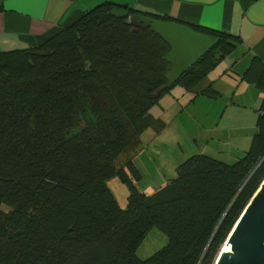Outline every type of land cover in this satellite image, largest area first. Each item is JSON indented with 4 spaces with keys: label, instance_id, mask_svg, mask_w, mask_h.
<instances>
[{
    "label": "trees",
    "instance_id": "obj_1",
    "mask_svg": "<svg viewBox=\"0 0 264 264\" xmlns=\"http://www.w3.org/2000/svg\"><path fill=\"white\" fill-rule=\"evenodd\" d=\"M134 13L105 2L36 48L0 52V264H213L264 182V65L256 60L241 75L262 93L256 132L233 164L192 155L150 195L128 177L126 169L136 175L130 157L118 168L107 160L80 182L64 173L69 162L90 157L88 143L71 129L79 99L90 95L92 85L107 98L115 92L148 100L166 83L169 45L149 28L131 31L126 20ZM190 28L218 41L175 83L192 96L214 98L219 93L208 78L233 51L234 38ZM142 32L153 44L138 43ZM147 117L154 119L150 111ZM117 130L108 146L129 141L123 125ZM114 175L129 186L124 209L106 185ZM152 227L168 242L139 259L136 250Z\"/></svg>",
    "mask_w": 264,
    "mask_h": 264
},
{
    "label": "rangeland",
    "instance_id": "obj_2",
    "mask_svg": "<svg viewBox=\"0 0 264 264\" xmlns=\"http://www.w3.org/2000/svg\"><path fill=\"white\" fill-rule=\"evenodd\" d=\"M136 38L142 47L153 44L152 37L147 33H139ZM232 52L220 64L225 75L218 80L216 90L219 95L214 98L192 96L177 83L165 88V92L161 94V91L156 97L153 94L159 88L151 91L148 100L134 95L122 98L115 92L107 98L103 89L92 85L90 95L79 99V107L74 111L75 124L71 129L73 134L88 143L90 157L80 163L69 162L64 173L80 182L107 160L114 161L118 168L130 157L136 175L126 169L128 177L138 192L150 195L175 178L177 166L192 155L202 153L233 164L250 148L251 143H244L242 138L251 135L253 139L256 132L257 114L255 104L253 106L256 96L251 94L260 90L252 81L241 78L242 72H239L235 62L237 54ZM17 59L13 58L14 62H21L22 65L20 58ZM157 67L161 71L167 68L163 65ZM5 72L2 74L5 75ZM110 88L111 85L108 92ZM147 111L154 119L147 117ZM132 113L136 114L134 119ZM119 125L125 127L129 141L120 147L108 146L107 138L109 142L114 141ZM124 146L127 148L121 150ZM106 185L118 206L126 208L130 193L128 184L114 175L106 180ZM3 209L8 208L3 206ZM167 242L166 234L152 227L144 235L136 256L146 259L160 251ZM225 243L213 264H225L231 257V253L225 250ZM219 256H222L221 260Z\"/></svg>",
    "mask_w": 264,
    "mask_h": 264
},
{
    "label": "crops",
    "instance_id": "obj_3",
    "mask_svg": "<svg viewBox=\"0 0 264 264\" xmlns=\"http://www.w3.org/2000/svg\"><path fill=\"white\" fill-rule=\"evenodd\" d=\"M105 2L123 6L134 14L162 16L189 27L200 26L233 36L232 53L237 54L240 75L254 60L264 65V0H0V52L36 48ZM224 75L219 65L208 81L217 89ZM252 93L256 96V112L262 93ZM251 139V135L242 138L246 144Z\"/></svg>",
    "mask_w": 264,
    "mask_h": 264
},
{
    "label": "water",
    "instance_id": "obj_4",
    "mask_svg": "<svg viewBox=\"0 0 264 264\" xmlns=\"http://www.w3.org/2000/svg\"><path fill=\"white\" fill-rule=\"evenodd\" d=\"M126 23L133 26L131 31L149 28L169 45L164 56L169 64L165 73L166 84L153 97L175 83L218 41L216 37L197 32L186 24L142 14L129 16ZM225 244L231 249V257L225 264H264V182L243 210Z\"/></svg>",
    "mask_w": 264,
    "mask_h": 264
},
{
    "label": "bare ground",
    "instance_id": "obj_5",
    "mask_svg": "<svg viewBox=\"0 0 264 264\" xmlns=\"http://www.w3.org/2000/svg\"><path fill=\"white\" fill-rule=\"evenodd\" d=\"M225 250H226L227 252L231 253L230 246L226 245Z\"/></svg>",
    "mask_w": 264,
    "mask_h": 264
}]
</instances>
